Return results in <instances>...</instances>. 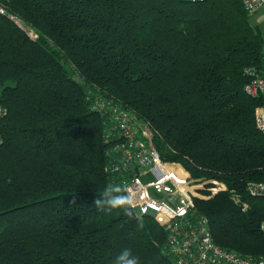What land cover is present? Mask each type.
Segmentation results:
<instances>
[{"label": "trees", "instance_id": "obj_1", "mask_svg": "<svg viewBox=\"0 0 264 264\" xmlns=\"http://www.w3.org/2000/svg\"><path fill=\"white\" fill-rule=\"evenodd\" d=\"M7 1L38 39L0 15V264H115L125 248L176 264L154 219L94 205L131 176L112 172L99 99L149 121L164 161L224 184L194 199L216 244L264 255V197L247 190L263 180L264 98L244 90L264 38L240 0Z\"/></svg>", "mask_w": 264, "mask_h": 264}, {"label": "built area", "instance_id": "obj_2", "mask_svg": "<svg viewBox=\"0 0 264 264\" xmlns=\"http://www.w3.org/2000/svg\"><path fill=\"white\" fill-rule=\"evenodd\" d=\"M189 1L200 3L205 0ZM240 1L251 15L264 5V0ZM0 15L9 18L31 38L38 39L37 31L12 10L7 0H0ZM245 75L248 78L245 92L253 98H264V68L249 66ZM93 108L106 123L103 139L111 143L117 159L111 167L112 172H130V178L122 182L128 194L136 198L135 211L141 213L139 216L151 217L166 229L167 251L176 264H264V255H241L220 247L213 241L208 217L195 214V197L206 199L222 191V182L193 179L182 164L164 161L155 146L156 131L149 121L106 99L96 100ZM6 114L0 104V124ZM256 126L264 133V104L256 109ZM2 143L0 129V145ZM150 174L154 180L147 178L144 182L141 177ZM262 177V181L248 184L251 196L264 197V168ZM212 183L214 186L208 187ZM204 190L210 195H203L200 191ZM231 195L234 203L248 208V203L243 202L235 191H231ZM261 229L264 231V222Z\"/></svg>", "mask_w": 264, "mask_h": 264}, {"label": "clouds", "instance_id": "obj_3", "mask_svg": "<svg viewBox=\"0 0 264 264\" xmlns=\"http://www.w3.org/2000/svg\"><path fill=\"white\" fill-rule=\"evenodd\" d=\"M94 205L100 210L119 209L129 218H133L134 215L138 217L141 214L135 212L136 198L129 195L127 188L119 183L107 184L94 200ZM115 264H139V258L133 255L131 249L125 248L116 256Z\"/></svg>", "mask_w": 264, "mask_h": 264}, {"label": "rangeland", "instance_id": "obj_4", "mask_svg": "<svg viewBox=\"0 0 264 264\" xmlns=\"http://www.w3.org/2000/svg\"><path fill=\"white\" fill-rule=\"evenodd\" d=\"M250 22L254 27H257L258 30L261 32L264 38V5L254 14L250 15ZM17 25V24H16ZM142 180L145 182L148 178V181L154 180V176L150 174L147 177H141Z\"/></svg>", "mask_w": 264, "mask_h": 264}]
</instances>
